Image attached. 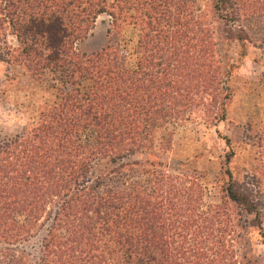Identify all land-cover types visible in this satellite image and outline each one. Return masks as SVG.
I'll return each instance as SVG.
<instances>
[{
	"label": "trees",
	"instance_id": "16d2710c",
	"mask_svg": "<svg viewBox=\"0 0 264 264\" xmlns=\"http://www.w3.org/2000/svg\"><path fill=\"white\" fill-rule=\"evenodd\" d=\"M212 7L225 25L264 16V0ZM101 15L115 33L138 30L129 65L118 45L76 49ZM205 16L185 0H0V61L38 82L53 75L57 92L32 127L0 134V243L27 241L52 222L38 262L8 251L0 264H259L241 245L260 229L256 205L232 184L220 204L204 205L184 174L117 180L154 129L221 98Z\"/></svg>",
	"mask_w": 264,
	"mask_h": 264
},
{
	"label": "rangeland",
	"instance_id": "374dc122",
	"mask_svg": "<svg viewBox=\"0 0 264 264\" xmlns=\"http://www.w3.org/2000/svg\"><path fill=\"white\" fill-rule=\"evenodd\" d=\"M185 1L211 23L216 59L223 72L221 98H214L208 107L198 103L181 119H168L154 129L142 148L121 161L126 167L117 180L126 186L144 185L159 173L184 174L200 186L204 205L220 204L223 189L232 184L254 200V216L261 226L251 230L241 245L251 260L264 264V16L225 25L215 18L212 0ZM138 35L131 25L115 33L110 18L101 15L76 49L91 54L107 44L118 45L129 65L137 59ZM7 45H16L10 35ZM54 83L49 73L38 82L24 67L0 61V134L12 136L32 127L40 110L55 101ZM207 115H218L217 121ZM97 169L92 170V176L97 175ZM51 223L44 219L32 237L17 245L0 243V255L10 251L8 255L24 254L30 262H38Z\"/></svg>",
	"mask_w": 264,
	"mask_h": 264
}]
</instances>
